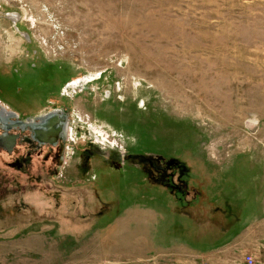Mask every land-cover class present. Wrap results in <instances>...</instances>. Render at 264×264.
I'll return each mask as SVG.
<instances>
[{"label":"rangeland","instance_id":"1","mask_svg":"<svg viewBox=\"0 0 264 264\" xmlns=\"http://www.w3.org/2000/svg\"><path fill=\"white\" fill-rule=\"evenodd\" d=\"M0 83L17 115L65 110L69 128L0 148V264H199L130 255L145 232L206 249L264 216V0H0ZM203 261L264 264V219Z\"/></svg>","mask_w":264,"mask_h":264},{"label":"crops","instance_id":"2","mask_svg":"<svg viewBox=\"0 0 264 264\" xmlns=\"http://www.w3.org/2000/svg\"><path fill=\"white\" fill-rule=\"evenodd\" d=\"M10 67V66H9ZM8 67V68H9ZM3 68H5V67H3ZM3 68H2V70L1 71H3V72H5L6 70H7V66H6V69L5 70H3ZM1 84V83H0ZM2 85V84H1ZM3 86V85H2ZM1 92L3 93V89L1 90ZM2 93H0V94H2ZM3 95H4V97H6L5 96V94L3 93ZM8 109H10L9 107V105L7 104V106H6ZM11 110V109H10ZM54 111V110H53ZM201 195H202V193H201V191L199 192L198 191V193L196 194V197L198 196V199H199V201H200V199H201ZM212 195V194H211ZM211 195L209 196V198H208V202L211 204L212 202L211 201H209L210 200V197H211ZM131 205V204H130ZM130 205H128L126 208H125V210L126 211H128V213H131V215L129 216V218H133V216L135 215V213H139V212H142L143 213V216L142 217H144L147 221L146 222H148L149 221V227H151V228H153V224L152 225H150V223H152V221H153V219H159V214L158 213H156L154 210H152V209H149V207H147L146 209H144V210H141V211H139V210H136V211H134L132 208H130ZM195 209H194V213H195V215L197 216V217H200V219L202 218V219H206V221H208L209 220V218L211 217V220L212 219H214V212L216 211L217 212V210H218V208L219 207H214L213 206V208H212V210H214V212H212V213H208L207 214V209H206V207H205V205H202V203H201V201H200V203L198 204V205H194L193 206ZM148 209H149V211H148ZM125 210H124V213H125ZM215 212V213H216ZM122 215V214H121ZM121 215H119V216H117V218H116V221H115V223H114V226L116 225V227L118 226V224H120V223H123L124 222V218H125V216L123 215V216H121ZM262 219H264V216H262V217H259V218H257V219H255V220H253L251 223H249V224H247L244 228H242V229H240V231H238V232H236L235 234H233L231 237H229V238H227L226 240H223V241H221V242H219V243H217V244H214V245H211V246H209V247H207L206 249H199V248H195L194 247V245L193 244H189V243H187V242H183V241H173L170 245H166V247L165 248H161L162 246H160L161 245V242H159V240H155V238H154V236H152V240H151V238L149 237V233H146L145 232V235L144 236H139V238H138V241H142V240H146V247H145V249L144 250H141L138 254H134V255H130V256H136V259H145V258H147L148 256H150V255H152V254H154L155 253V249H157L158 250V248H159V250L160 251H165V250H169V249H172L173 251L175 250V251H177V252H181V253H187V254H189V255H192V256H195V257H197V259H200L201 261H200V263L199 264H208V263H206V262H204L203 261V259H204V256L205 255H209V254H211V253H213V252H216V251H218L219 249H221V248H223V247H225V246H227L228 244H230V243H232V242H234V239H236L237 237H239V236H242V235H244L245 234V232H247L248 230H249V228L251 227V225L253 224V223H255V222H257V221H260V220H262ZM126 221V220H125ZM145 222V223H146ZM216 222V225H217V228H218V222L217 221H215ZM105 229V228H104ZM107 229H109V227H107ZM147 229V228H146ZM226 228L225 227H222V230H225ZM150 230V229H149ZM222 234V233H221ZM156 250V251H157ZM117 256V255H116ZM118 257V256H117ZM125 257V256H124ZM138 257V258H137ZM123 258V257H122Z\"/></svg>","mask_w":264,"mask_h":264},{"label":"flooded vegetation","instance_id":"3","mask_svg":"<svg viewBox=\"0 0 264 264\" xmlns=\"http://www.w3.org/2000/svg\"><path fill=\"white\" fill-rule=\"evenodd\" d=\"M5 15H6V17H9L14 22L15 27H16V22L21 17L20 14L19 13H12V12L10 13L9 12V13H7ZM17 31H19L21 33L22 37L25 40L29 41L30 35L28 33L24 32V31H22L20 29H18ZM94 76L95 75H92V76L84 75V76H79L77 78H74L70 82L71 90H73L75 92L76 89H81V87H83L86 83H88L92 79H96L97 78V76H95V77ZM0 105L3 106L6 110L10 111L9 109L6 108V105L2 104L1 102H0ZM54 111L58 112L57 110H54ZM62 111H65V110H62ZM12 112H15V111L12 110ZM65 115H66V113H65ZM39 118L35 120V119H31V118H27V117H21V116L17 115V117L13 118L14 122L8 123L7 120L5 119L4 120L5 121L4 125L0 124V129H2V132H3V128H2L3 126L4 127L5 126L16 127V128H19L20 130L28 131L27 134H25L24 132L22 133V131L19 132V137L16 139V142L24 143V146L23 145L21 146V144H20V148L22 149V151L18 154V157L19 156L21 157L24 153H25L24 156L26 154L30 155L31 154V150H36V151L38 150V153H40L41 152V148L40 147H42L43 145L52 146L51 144H49L47 142H39L36 139V137H35V134H36L35 129L41 128ZM23 123H30V125L27 126V124H23ZM12 125H14V126H12ZM61 128H63V129H61V131L59 132V136H58V138L55 141L56 143L58 142L60 137H63V133H64V136L65 135L67 136V134L69 133V128L66 125H65V127L63 125V127H61ZM16 146H17V144L15 143V145L11 148L10 151H7L5 148H2V147H0V148L2 150L6 151V152H10V154H12V153H14V148ZM12 164H16L19 167L22 163L20 162V159L18 158Z\"/></svg>","mask_w":264,"mask_h":264},{"label":"water","instance_id":"4","mask_svg":"<svg viewBox=\"0 0 264 264\" xmlns=\"http://www.w3.org/2000/svg\"><path fill=\"white\" fill-rule=\"evenodd\" d=\"M13 115V114H12ZM2 116V115H1ZM0 116V124L4 125L5 118ZM41 128L35 129V137L39 142H47L51 145H54L56 139L59 136L61 127H65L66 115L65 111L56 112L50 111L47 114L39 118ZM30 125V123H23ZM62 125V126H61ZM3 132L0 133V147L5 148L7 151H10L11 148L15 145L18 134L9 133L8 130L11 129V126H3Z\"/></svg>","mask_w":264,"mask_h":264},{"label":"built area","instance_id":"5","mask_svg":"<svg viewBox=\"0 0 264 264\" xmlns=\"http://www.w3.org/2000/svg\"><path fill=\"white\" fill-rule=\"evenodd\" d=\"M71 82V81H70ZM70 82H68L64 87H63V92L65 94H70L71 92V86H70ZM3 107H0V115H2L3 118H5L6 120H8L9 118H14V117H17V113L16 112H12V110H10L11 112H6V111H3L2 110ZM7 108V107H6ZM8 109V108H7ZM13 114V115H12ZM246 261L248 263H251L252 262V257L247 255L246 256Z\"/></svg>","mask_w":264,"mask_h":264},{"label":"bare ground","instance_id":"6","mask_svg":"<svg viewBox=\"0 0 264 264\" xmlns=\"http://www.w3.org/2000/svg\"><path fill=\"white\" fill-rule=\"evenodd\" d=\"M16 19H17V18H16ZM16 19H15V20H16ZM25 35H26V34H25ZM94 77H95V76H94ZM89 80H90V79H89ZM92 80H93V79H92ZM75 82H76V81H75ZM0 107H3V106L0 105ZM2 110H3V111H6V112H11V111L6 110L4 107L2 108ZM1 125H2V124H1Z\"/></svg>","mask_w":264,"mask_h":264}]
</instances>
